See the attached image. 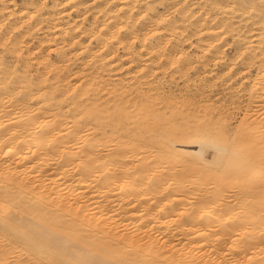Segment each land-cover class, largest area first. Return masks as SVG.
Returning <instances> with one entry per match:
<instances>
[{"label": "bare ground", "instance_id": "obj_1", "mask_svg": "<svg viewBox=\"0 0 264 264\" xmlns=\"http://www.w3.org/2000/svg\"><path fill=\"white\" fill-rule=\"evenodd\" d=\"M22 2L0 264H264V0Z\"/></svg>", "mask_w": 264, "mask_h": 264}, {"label": "rangeland", "instance_id": "obj_2", "mask_svg": "<svg viewBox=\"0 0 264 264\" xmlns=\"http://www.w3.org/2000/svg\"><path fill=\"white\" fill-rule=\"evenodd\" d=\"M17 1H18V4H20V5H22V4H23V2H22L23 0H17ZM21 2H22V4H21ZM186 44H187L186 46H187V47H189L188 45H189L190 43H189V42H186ZM189 48H190V47H189ZM228 50H230V51H228L229 53H232V52H233V50H231V48H230V47L228 48ZM194 56H196V55H194ZM178 92H179V91L177 90V92H176V93H178ZM187 148H190V149H192V148H193V149H196V148H197V146H196V145H194V146H192V147H190V146H187ZM213 158H214V155H213V153H210V154H209V159H210V160H212Z\"/></svg>", "mask_w": 264, "mask_h": 264}]
</instances>
